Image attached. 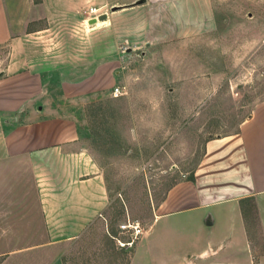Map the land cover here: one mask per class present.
<instances>
[{
    "label": "crops",
    "instance_id": "crops-1",
    "mask_svg": "<svg viewBox=\"0 0 264 264\" xmlns=\"http://www.w3.org/2000/svg\"><path fill=\"white\" fill-rule=\"evenodd\" d=\"M102 6L111 7V14L103 12L110 30L118 16H140L135 43L147 46L174 43L213 19L208 0H0V167L11 165L14 186L22 170L30 175L41 221L23 235L12 230L13 237L41 239L13 254L36 256L32 264H182L179 255L165 257L163 248L189 235L199 245L190 253L204 258L195 264H264L252 253L243 212L250 202L264 239V102L235 134L204 143L193 179L169 188L132 250L115 248L104 173L80 145L83 100L101 89L100 65L71 81L68 69L53 73L38 48L45 33L82 25L84 11ZM183 216L197 221L190 233L173 224ZM90 239L110 247V263L97 245L94 257L80 254Z\"/></svg>",
    "mask_w": 264,
    "mask_h": 264
},
{
    "label": "rangeland",
    "instance_id": "rangeland-1",
    "mask_svg": "<svg viewBox=\"0 0 264 264\" xmlns=\"http://www.w3.org/2000/svg\"><path fill=\"white\" fill-rule=\"evenodd\" d=\"M208 3L211 23L174 43L136 44L138 15L118 16L110 30L109 20L95 27L82 14V25L53 29L39 39L44 62L53 73L68 69L71 81L100 65L101 89L83 100L85 134L80 145L104 173L110 198L107 221L115 238H129L119 228L128 220L143 231L129 250L144 236L169 188L191 177L204 143L235 134L253 107L264 102V0ZM110 8L103 11L111 14ZM114 87L121 89V96L112 97ZM6 169L0 167V264H32L39 260L36 256L13 252L41 239L13 237L12 230L23 235L41 227L35 193L27 172L18 174L14 186L11 165ZM253 210L246 203L250 247L264 261V239L256 230ZM196 223L187 216L173 221L187 233ZM183 236L175 246L164 245L165 257L179 255L182 264L203 262L190 253L199 245ZM98 242L90 239L80 254L94 257L97 245L110 263V247ZM113 243L119 248L116 239Z\"/></svg>",
    "mask_w": 264,
    "mask_h": 264
},
{
    "label": "built area",
    "instance_id": "built-area-1",
    "mask_svg": "<svg viewBox=\"0 0 264 264\" xmlns=\"http://www.w3.org/2000/svg\"><path fill=\"white\" fill-rule=\"evenodd\" d=\"M105 8V6L102 7H90L88 10L84 11L86 12V15L88 16L87 19L91 20V19H96L101 16L103 13V9ZM122 95V91L120 88L118 87H114L113 91H112V97L113 98H117L119 96ZM120 233L121 234H128L129 238L127 240H120V239H116V242L118 244V246L120 248H127L130 249L133 247L135 241L141 237V235L143 234V231L141 230L139 224H133L131 223L129 220L120 225Z\"/></svg>",
    "mask_w": 264,
    "mask_h": 264
},
{
    "label": "water",
    "instance_id": "water-1",
    "mask_svg": "<svg viewBox=\"0 0 264 264\" xmlns=\"http://www.w3.org/2000/svg\"><path fill=\"white\" fill-rule=\"evenodd\" d=\"M112 10L113 11L116 10V7H113ZM106 19H107V15L106 14H103V15H101V16H99L97 18V20H99V21H105ZM97 20L96 19H91L89 21V24H95Z\"/></svg>",
    "mask_w": 264,
    "mask_h": 264
},
{
    "label": "bare ground",
    "instance_id": "bare-ground-1",
    "mask_svg": "<svg viewBox=\"0 0 264 264\" xmlns=\"http://www.w3.org/2000/svg\"><path fill=\"white\" fill-rule=\"evenodd\" d=\"M103 15V14H102ZM89 19H87V22L89 23ZM96 24H97V26L96 27H100V26H102V25H105V24H108V22L105 20V21H99V20H97L96 21Z\"/></svg>",
    "mask_w": 264,
    "mask_h": 264
},
{
    "label": "trees",
    "instance_id": "trees-1",
    "mask_svg": "<svg viewBox=\"0 0 264 264\" xmlns=\"http://www.w3.org/2000/svg\"><path fill=\"white\" fill-rule=\"evenodd\" d=\"M193 178H192V175H191V177H190V180H192Z\"/></svg>",
    "mask_w": 264,
    "mask_h": 264
}]
</instances>
